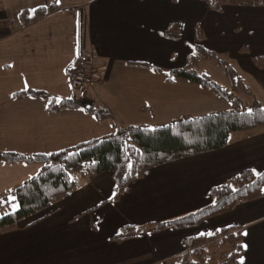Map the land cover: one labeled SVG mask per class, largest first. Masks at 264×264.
Returning a JSON list of instances; mask_svg holds the SVG:
<instances>
[{
	"label": "crops",
	"instance_id": "1",
	"mask_svg": "<svg viewBox=\"0 0 264 264\" xmlns=\"http://www.w3.org/2000/svg\"><path fill=\"white\" fill-rule=\"evenodd\" d=\"M51 1L55 10L19 23L20 10ZM172 22L178 38L165 33ZM197 25L203 48L232 65L249 89L245 102L264 104V68L253 61L264 55V6L227 5L217 12L198 0H0V152L45 154L118 127L146 125L158 114L172 120L225 110L231 102L171 74L194 52ZM81 49L102 76L79 95L93 102V111L82 105L52 111L53 99L71 94L67 69ZM29 91L42 94H22ZM98 110L109 117L98 118ZM40 168L0 162V198ZM244 169L264 171V126L233 132L221 149L150 168L117 199L110 171L81 177L40 214L0 229V264H175L186 237L227 228L241 229L239 264H264V195L191 228L151 230L209 205L212 188ZM126 225L141 234L113 240ZM232 254L231 245L208 244L203 264H230Z\"/></svg>",
	"mask_w": 264,
	"mask_h": 264
},
{
	"label": "trees",
	"instance_id": "2",
	"mask_svg": "<svg viewBox=\"0 0 264 264\" xmlns=\"http://www.w3.org/2000/svg\"><path fill=\"white\" fill-rule=\"evenodd\" d=\"M50 1V0H49ZM214 11L220 12L227 5L264 6V0H198ZM56 4L41 5L32 11L22 9L18 12L21 25L46 16L55 10ZM167 36L178 38L179 27L170 23L165 29ZM194 52L187 57L185 66L175 69L172 75L188 79L213 90L216 95L234 104L225 110L212 111L200 115H188L180 119L162 123L154 128L145 124L118 127L113 132L93 137L77 145L59 149L50 153L17 154L0 152V162L38 163L39 171L7 192L15 196L18 205L15 210L0 217V229L12 226L18 221L40 214L60 201L64 195L79 184L81 177H92L110 171L114 182L113 199L125 192L129 183L143 176L144 172L155 166L184 157L203 154L225 147L230 135L237 131H246L264 126V104L253 98L245 102L243 96L250 95L249 89L238 76L232 65L215 53L205 50L199 43L202 32L196 26ZM199 57L213 59L223 67L228 86L213 81L209 75L197 70ZM254 63L264 68V55L254 56ZM70 76L71 68L67 69ZM237 87L241 93L237 94ZM40 95L41 92L29 91L22 94ZM83 95V94H82ZM87 100L71 90L69 97L50 103L51 110L61 107L84 106ZM251 109V111H249ZM89 111H93L92 108ZM98 118L109 117L105 110L94 111ZM4 194L3 196L7 195ZM264 195V171L255 174L244 169L232 176L227 182L211 190L212 201L209 205L185 215L152 224V231L167 228H191L203 220L230 210L237 203L260 198ZM1 196V197H3ZM141 234L134 226H123L113 236V240L122 241ZM208 244L231 245L233 254L230 264H239L238 257L243 253L242 232L240 228L222 229L211 234L189 236L183 240L184 252L175 264H203V250Z\"/></svg>",
	"mask_w": 264,
	"mask_h": 264
},
{
	"label": "built area",
	"instance_id": "3",
	"mask_svg": "<svg viewBox=\"0 0 264 264\" xmlns=\"http://www.w3.org/2000/svg\"><path fill=\"white\" fill-rule=\"evenodd\" d=\"M95 60L84 49L79 50L73 64L70 66L71 74L69 84L77 94H83L95 82L101 80L102 76L95 67Z\"/></svg>",
	"mask_w": 264,
	"mask_h": 264
},
{
	"label": "rangeland",
	"instance_id": "4",
	"mask_svg": "<svg viewBox=\"0 0 264 264\" xmlns=\"http://www.w3.org/2000/svg\"><path fill=\"white\" fill-rule=\"evenodd\" d=\"M200 60H201V64L198 65V67H197V70L199 72L206 71L207 73H209V76L213 77L212 79L215 80V82H217L218 84H220V82L221 83H227V80H226L225 77H224V81L221 80V76L224 73H223V71H221L222 69L216 64V61L210 60V59H205V58H201ZM236 93L237 94L241 93V90L238 87L236 89ZM243 98L247 99L246 96H243ZM227 105L228 106H227L226 109H230V108L234 107L233 103H229ZM203 113H205V112H203ZM203 113H199V114H178L176 116H173L174 118H172V120L180 119V118H182L184 116H188V115L194 116V115H200V114H203ZM169 119L170 118H168V116H166L165 114L164 115L158 114V116H156L155 119H152L151 121L147 122L146 125L148 127L154 128V127H156L158 125H161L162 123H166L168 121H172V120H169ZM1 198H3L4 200L10 201L11 200V195L7 194V195H5V196H3ZM5 204H6L5 202L0 201V205H4V206H0V217H2L3 215H6L7 213H10V212H12L13 210L16 209V208H13L11 206L12 203L7 204V206Z\"/></svg>",
	"mask_w": 264,
	"mask_h": 264
},
{
	"label": "snow or ice",
	"instance_id": "5",
	"mask_svg": "<svg viewBox=\"0 0 264 264\" xmlns=\"http://www.w3.org/2000/svg\"><path fill=\"white\" fill-rule=\"evenodd\" d=\"M249 111H251V109H249ZM253 171H255V170H253ZM15 200H16V197H15V196H11V201H15ZM0 201L5 202V203H9V202H10V201H8V200H4L3 198H0ZM11 206H12L13 208L18 207V205L15 204V203H12Z\"/></svg>",
	"mask_w": 264,
	"mask_h": 264
},
{
	"label": "water",
	"instance_id": "6",
	"mask_svg": "<svg viewBox=\"0 0 264 264\" xmlns=\"http://www.w3.org/2000/svg\"><path fill=\"white\" fill-rule=\"evenodd\" d=\"M92 105H93V102H92V101L87 100V101L85 102V108H86V109H90V108H92Z\"/></svg>",
	"mask_w": 264,
	"mask_h": 264
}]
</instances>
